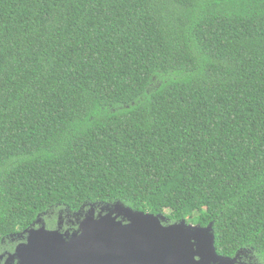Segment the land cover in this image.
I'll list each match as a JSON object with an SVG mask.
<instances>
[{
  "label": "trees",
  "instance_id": "trees-1",
  "mask_svg": "<svg viewBox=\"0 0 264 264\" xmlns=\"http://www.w3.org/2000/svg\"><path fill=\"white\" fill-rule=\"evenodd\" d=\"M115 206L264 264V0H0V264Z\"/></svg>",
  "mask_w": 264,
  "mask_h": 264
},
{
  "label": "water",
  "instance_id": "water-1",
  "mask_svg": "<svg viewBox=\"0 0 264 264\" xmlns=\"http://www.w3.org/2000/svg\"><path fill=\"white\" fill-rule=\"evenodd\" d=\"M238 258L216 253L210 227L164 225L161 216L115 206L88 213L71 234L44 226L27 231L4 264H238Z\"/></svg>",
  "mask_w": 264,
  "mask_h": 264
},
{
  "label": "rangeland",
  "instance_id": "rangeland-1",
  "mask_svg": "<svg viewBox=\"0 0 264 264\" xmlns=\"http://www.w3.org/2000/svg\"><path fill=\"white\" fill-rule=\"evenodd\" d=\"M164 213H166V211L164 212ZM187 221H188V225L189 226H194V224H192L193 223V221L192 220H189L188 218H187ZM53 229H55V228H53ZM20 245V244H19ZM17 247V246H16Z\"/></svg>",
  "mask_w": 264,
  "mask_h": 264
},
{
  "label": "flooded vegetation",
  "instance_id": "flooded-vegetation-1",
  "mask_svg": "<svg viewBox=\"0 0 264 264\" xmlns=\"http://www.w3.org/2000/svg\"><path fill=\"white\" fill-rule=\"evenodd\" d=\"M60 227H61V225H60ZM60 231H61L62 233L65 232V230H64V226L61 227V230H60ZM13 264H16V261H15Z\"/></svg>",
  "mask_w": 264,
  "mask_h": 264
}]
</instances>
